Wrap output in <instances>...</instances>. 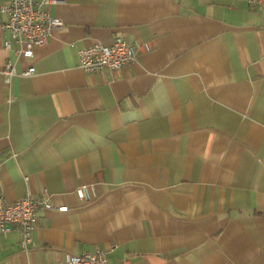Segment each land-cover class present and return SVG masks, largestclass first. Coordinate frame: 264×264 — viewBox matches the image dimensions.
I'll use <instances>...</instances> for the list:
<instances>
[{"label":"crops","instance_id":"0c3cea01","mask_svg":"<svg viewBox=\"0 0 264 264\" xmlns=\"http://www.w3.org/2000/svg\"><path fill=\"white\" fill-rule=\"evenodd\" d=\"M48 9L63 29L34 48L29 76L19 45L3 48L0 13V197L45 191L67 209L38 208L25 250L16 229L0 234V264L97 249L109 264H264V4ZM114 37L138 46L137 59L119 75L83 72L77 51Z\"/></svg>","mask_w":264,"mask_h":264},{"label":"built area","instance_id":"2783aa9c","mask_svg":"<svg viewBox=\"0 0 264 264\" xmlns=\"http://www.w3.org/2000/svg\"><path fill=\"white\" fill-rule=\"evenodd\" d=\"M247 4L260 7L264 0H243ZM60 0H6L0 5V13L7 17L1 29L7 34L4 38V50L11 49V42L19 45L17 54L20 58L29 61V66L20 72V75L29 76L34 73L32 65L33 50L47 42L53 30L63 29V22L51 15L48 7L59 3ZM144 50H149L144 44ZM140 48L123 37H114L110 44L96 42L77 51L78 66L86 73L103 74L105 71L119 75L121 69L137 59ZM17 72L9 60H6L1 75L8 83ZM76 197L82 201L90 199L89 188L79 185L74 190ZM43 208L46 211L65 212L66 206H56L50 196L42 191L37 196L29 192L8 203L0 197V234L17 230L20 235V247L27 249L32 243L31 232L36 224V210ZM58 264H109L103 249L86 251L80 254L68 255Z\"/></svg>","mask_w":264,"mask_h":264}]
</instances>
